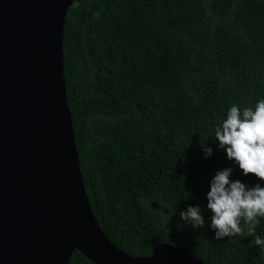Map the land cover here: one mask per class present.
<instances>
[{
  "label": "trees",
  "instance_id": "16d2710c",
  "mask_svg": "<svg viewBox=\"0 0 264 264\" xmlns=\"http://www.w3.org/2000/svg\"><path fill=\"white\" fill-rule=\"evenodd\" d=\"M64 29L81 174L106 237L132 258L169 245L204 264H264L246 228L217 240L210 226H178L196 205L210 225L220 169L264 184L213 143L232 105L264 98V0H76ZM69 264L93 263L75 251Z\"/></svg>",
  "mask_w": 264,
  "mask_h": 264
},
{
  "label": "water",
  "instance_id": "95a60500",
  "mask_svg": "<svg viewBox=\"0 0 264 264\" xmlns=\"http://www.w3.org/2000/svg\"><path fill=\"white\" fill-rule=\"evenodd\" d=\"M76 0H0V264H204L169 245L147 258L103 233L84 186L65 84ZM81 249L68 252L67 234Z\"/></svg>",
  "mask_w": 264,
  "mask_h": 264
},
{
  "label": "clouds",
  "instance_id": "9594fccd",
  "mask_svg": "<svg viewBox=\"0 0 264 264\" xmlns=\"http://www.w3.org/2000/svg\"><path fill=\"white\" fill-rule=\"evenodd\" d=\"M216 142L243 176L252 174L264 181V98L258 99L254 107L232 105L214 129ZM202 151L205 158H210L214 148L208 144ZM233 172V167H225L211 177L206 206L211 213L210 225H206L204 211L196 205L179 212L182 224L178 226H210L217 240L240 234L246 228L249 236L255 237L252 244L264 253V234H257V225L264 218V184L248 186L233 179Z\"/></svg>",
  "mask_w": 264,
  "mask_h": 264
},
{
  "label": "bare ground",
  "instance_id": "6f19581e",
  "mask_svg": "<svg viewBox=\"0 0 264 264\" xmlns=\"http://www.w3.org/2000/svg\"><path fill=\"white\" fill-rule=\"evenodd\" d=\"M67 244H68V252L70 253L73 248L75 249H81V245L79 243L73 242L69 239V233L67 232Z\"/></svg>",
  "mask_w": 264,
  "mask_h": 264
}]
</instances>
